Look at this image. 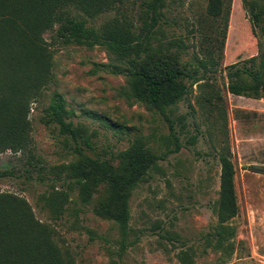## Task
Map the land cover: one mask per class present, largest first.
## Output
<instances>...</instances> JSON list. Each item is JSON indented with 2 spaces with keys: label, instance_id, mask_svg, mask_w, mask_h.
<instances>
[{
  "label": "rangeland",
  "instance_id": "obj_1",
  "mask_svg": "<svg viewBox=\"0 0 264 264\" xmlns=\"http://www.w3.org/2000/svg\"><path fill=\"white\" fill-rule=\"evenodd\" d=\"M150 1L124 0V5L138 14ZM209 2L164 0L155 51L149 53L153 60L173 62L189 87L188 95L168 109L182 144L178 151H169L176 145L168 120L148 103L129 97L130 78L111 71L110 66L123 61L100 45L53 44L54 80L30 113L34 152L44 164L86 160L58 126L40 120L54 91L63 94L74 125L93 135L95 151L87 153L117 154L142 137L150 151L166 154L149 180L129 192L132 230L121 256L116 223L97 213L109 196L107 186H100L86 205L73 193L66 212L55 219L41 200L45 184L0 180V193L27 199L37 218L56 230L58 243L74 255L76 264H181L177 254L185 249L193 264L217 263L220 252L207 245L218 224L213 208L220 189V163L212 141L225 133L236 168L239 211L230 221L234 251L221 263L264 264V89L256 98L229 90L232 82L254 83L246 74L236 75L237 68L251 66L264 78V0H223L218 17L208 14ZM254 13L260 14L258 23ZM115 14L106 13L88 25L99 26ZM55 32L56 28L46 31L45 39L52 42ZM193 72L203 79L195 83ZM93 113L108 118L112 126ZM19 156L1 153L0 166L21 167Z\"/></svg>",
  "mask_w": 264,
  "mask_h": 264
},
{
  "label": "trees",
  "instance_id": "obj_2",
  "mask_svg": "<svg viewBox=\"0 0 264 264\" xmlns=\"http://www.w3.org/2000/svg\"><path fill=\"white\" fill-rule=\"evenodd\" d=\"M223 3L210 0L208 14L222 15ZM141 6L135 14L124 5V0H0V154L11 151L19 154L22 161L18 168L0 166V180L23 179L45 184L47 191L41 200L55 219L66 212L73 193L77 192L79 202L86 205L100 186H107L109 196L97 213L116 223L120 256L130 243L132 230L129 192L149 180L150 172L158 168L159 160L166 154L150 151L142 137H136L117 154L87 153L95 151L93 135L74 125L63 94L54 91L40 120L58 126L74 141L75 153L86 160L47 165L34 152L30 113L32 105L41 101L44 90L54 80L53 44L100 45L123 61L110 69L130 78L127 95L148 103L170 123L176 146L169 151L180 150L182 144L168 109L188 95L189 87L173 62L149 56L155 51L153 39L163 17L164 0H151ZM111 11L116 14L99 26L88 25V21ZM254 21H260L259 13H254ZM54 28V39L49 42L44 33ZM143 56L148 59L141 60ZM209 61L216 64L212 57ZM202 64L207 68L206 62ZM234 73L246 74L254 83L232 82L230 92L259 97L260 89H264L260 70L244 66ZM192 77L195 83L203 79L196 72ZM93 116L103 124H113L102 115ZM224 135H216L212 141L220 163L219 197L213 208L218 224L207 238V245L220 252L218 262L213 264L226 262L234 251L235 228L230 221L239 211L236 168L228 135ZM56 233L51 225L37 218L27 199L12 192L0 193V264H76L74 255L58 243ZM177 255L181 264H193L189 249Z\"/></svg>",
  "mask_w": 264,
  "mask_h": 264
}]
</instances>
